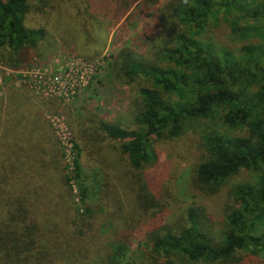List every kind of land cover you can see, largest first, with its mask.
<instances>
[{"label":"trees","instance_id":"16d2710c","mask_svg":"<svg viewBox=\"0 0 264 264\" xmlns=\"http://www.w3.org/2000/svg\"><path fill=\"white\" fill-rule=\"evenodd\" d=\"M135 3L126 2L120 6L123 9L112 11L109 0H0L2 63L21 68L31 60L29 53L48 37L46 27L25 26L29 9L48 18L60 10L71 11L68 17L76 24L82 41L99 47L94 53L99 55L108 23L114 25L125 17ZM168 4L183 29L175 32L171 45L160 49L171 65L161 66L129 49H121L112 57L117 82L146 83L137 90L136 128L90 114L75 123L78 140L86 133L84 121L94 123L96 132L119 141L117 148L128 168L138 171L155 159L156 139L177 138L189 124L216 119L226 129H244V136L214 129L202 135L204 156L194 171L199 184L217 186L240 171L255 175L253 180L234 185V205L225 216L220 237L216 239L211 233L203 207L189 206L178 228L160 227L158 221H152L147 231L152 254L148 264H176L177 260L219 263L247 251L264 255V0H170ZM221 13L237 15L238 21L231 26L234 33L259 36L261 42L240 47L239 58L224 48L204 45L200 37L208 20ZM241 21L250 26L240 27ZM155 26L147 30L155 31ZM3 97L0 264H121L130 222L112 225V235L102 240L106 229L96 218L103 199L115 204L110 214L117 216L118 193L109 194L112 185L106 177L94 189L79 181L77 140H73L76 153L70 164L49 120L39 115L40 108L48 106L62 112L63 101L51 95L31 103L15 88H7ZM75 179L76 189L72 184ZM140 198L150 200L142 192L137 195V200ZM164 203L163 198L159 201L154 196L149 206L152 213L161 218Z\"/></svg>","mask_w":264,"mask_h":264},{"label":"rangeland","instance_id":"374dc122","mask_svg":"<svg viewBox=\"0 0 264 264\" xmlns=\"http://www.w3.org/2000/svg\"><path fill=\"white\" fill-rule=\"evenodd\" d=\"M109 1L113 11L123 9L120 6L132 0ZM168 1L154 0L153 3L142 4V0H136L125 17H120L114 25L108 21L104 46L99 55H94L99 47L82 41L76 24L69 18L71 11L67 14L60 10L48 18L29 9L25 16V26L46 27L48 37L35 51L29 53L31 60L21 68L5 66L0 57L1 100L5 101L3 96L7 88L22 92L31 103H37V97L40 96H58L63 101V108H60L62 112L59 109L50 110L48 108L52 107L48 106L41 107L39 115L44 121L49 120L63 148L64 159L71 164L76 153L73 140H77L81 167L79 181L94 189L102 177H106L112 185L109 194L111 191L118 193L115 201L119 208L117 216L110 214L115 210V204L103 199V207L96 218L98 224L103 221L106 229L102 230L105 232L102 240L106 239V235L110 238L114 231L112 225L123 226L126 221L130 222L128 229L131 231L121 264H148L152 254L147 231L152 221H158L160 227L167 225L169 228H178L184 210L189 206L203 207L207 212L211 233L216 239L219 238L224 229L225 216L234 205V185L255 177L251 171H240L217 186L201 185L196 181L194 171L204 156L201 144L205 132L214 129L228 135H246L244 129H226L216 119L189 124L177 138L156 139L153 142L155 159L138 171L128 168L117 148L119 141L110 140L96 132L94 123L84 121L86 133L83 131V138L78 140L75 123L82 118L88 119L90 114L126 128H136L134 116L139 107L137 90L146 83L140 80L129 84L117 82L111 66L112 57L121 49H129L161 66L171 65L162 57L160 49L171 45L175 32L183 29ZM237 18L235 13L227 16L221 13L209 19L200 41L209 48L229 50L239 58L240 47L261 42V39L251 34L243 36L234 33L231 26L234 21H238ZM239 25L250 26L243 21ZM151 26H155V31L147 30ZM37 54H40L39 57ZM72 184L76 189L78 181L75 179ZM140 192L146 193L150 200H137ZM154 196L159 201L162 198L165 200L161 218L152 213L149 207L154 202ZM92 200L97 201V198L93 197ZM147 208L149 211L144 212ZM176 264H264V255L247 251L226 262L185 263L177 260Z\"/></svg>","mask_w":264,"mask_h":264},{"label":"built area","instance_id":"2783aa9c","mask_svg":"<svg viewBox=\"0 0 264 264\" xmlns=\"http://www.w3.org/2000/svg\"><path fill=\"white\" fill-rule=\"evenodd\" d=\"M43 96H47V95H43Z\"/></svg>","mask_w":264,"mask_h":264}]
</instances>
